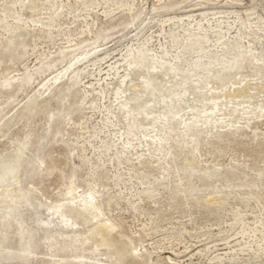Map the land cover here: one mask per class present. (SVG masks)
Instances as JSON below:
<instances>
[{
    "label": "rangeland",
    "instance_id": "rangeland-1",
    "mask_svg": "<svg viewBox=\"0 0 264 264\" xmlns=\"http://www.w3.org/2000/svg\"><path fill=\"white\" fill-rule=\"evenodd\" d=\"M0 264H264V0H0Z\"/></svg>",
    "mask_w": 264,
    "mask_h": 264
}]
</instances>
